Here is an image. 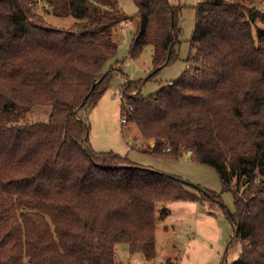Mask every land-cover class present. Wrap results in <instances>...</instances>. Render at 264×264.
Masks as SVG:
<instances>
[{"label":"trees","instance_id":"1","mask_svg":"<svg viewBox=\"0 0 264 264\" xmlns=\"http://www.w3.org/2000/svg\"><path fill=\"white\" fill-rule=\"evenodd\" d=\"M133 1L132 17L118 0H0V264H117L119 242L151 259L158 202L220 198L90 142L79 110L121 72L113 34L123 22H137L131 57L152 45L154 72L178 58L183 4ZM255 1L198 0L191 69L148 94L142 79L120 89L144 151L187 152L232 192L242 248L231 264H264V27L254 33L264 11ZM39 3L77 20L53 26ZM36 105L52 106L46 120H29Z\"/></svg>","mask_w":264,"mask_h":264},{"label":"rangeland","instance_id":"2","mask_svg":"<svg viewBox=\"0 0 264 264\" xmlns=\"http://www.w3.org/2000/svg\"><path fill=\"white\" fill-rule=\"evenodd\" d=\"M118 1L127 15H136L138 7L133 0ZM170 1L183 4L178 58L154 72L152 45L146 46L140 56L131 57L130 44L137 22L134 19L123 22L113 34L118 42V50L112 63L118 62L121 72L112 77L109 88L97 104L80 109L79 115L90 126L89 139L94 149L113 150L128 155L130 159L146 167L180 176L193 192L200 193L207 188L220 194V198L203 201L158 202L154 257L148 259L143 252H131L126 242H119L116 244L117 264H164L167 259L176 264H231L239 257L242 246L237 239V226L230 218L235 210L233 194L222 190L221 179L215 168L193 160L187 152L179 158H173L144 151L142 135L137 125L123 121L121 113L120 89L126 79H142V91L148 94L179 77L184 70L191 69L187 58L191 51L190 41L196 22L195 5L198 0ZM254 5L264 11V0H256ZM37 8L45 20L56 27L67 28L77 20L73 16L51 14L44 9L42 3ZM256 26L264 27V23L258 19L254 25V33ZM51 109V105H36L28 118L46 120Z\"/></svg>","mask_w":264,"mask_h":264},{"label":"crops","instance_id":"3","mask_svg":"<svg viewBox=\"0 0 264 264\" xmlns=\"http://www.w3.org/2000/svg\"><path fill=\"white\" fill-rule=\"evenodd\" d=\"M116 65V64H115ZM150 145L151 147L155 144L154 140H148L144 143V147H146L147 145Z\"/></svg>","mask_w":264,"mask_h":264},{"label":"built area","instance_id":"4","mask_svg":"<svg viewBox=\"0 0 264 264\" xmlns=\"http://www.w3.org/2000/svg\"><path fill=\"white\" fill-rule=\"evenodd\" d=\"M123 121H125V118H123ZM169 149V148H168Z\"/></svg>","mask_w":264,"mask_h":264},{"label":"water","instance_id":"5","mask_svg":"<svg viewBox=\"0 0 264 264\" xmlns=\"http://www.w3.org/2000/svg\"><path fill=\"white\" fill-rule=\"evenodd\" d=\"M237 231H238V227H237ZM238 233V232H237Z\"/></svg>","mask_w":264,"mask_h":264}]
</instances>
